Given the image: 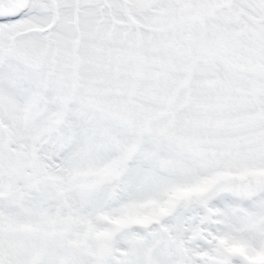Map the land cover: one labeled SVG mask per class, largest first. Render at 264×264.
<instances>
[{
  "label": "snow or ice",
  "instance_id": "snow-or-ice-1",
  "mask_svg": "<svg viewBox=\"0 0 264 264\" xmlns=\"http://www.w3.org/2000/svg\"><path fill=\"white\" fill-rule=\"evenodd\" d=\"M0 264H264V0H0Z\"/></svg>",
  "mask_w": 264,
  "mask_h": 264
}]
</instances>
